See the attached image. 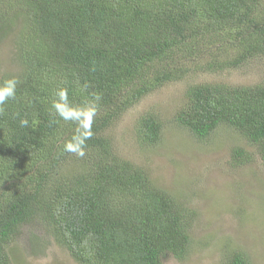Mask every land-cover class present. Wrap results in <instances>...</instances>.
<instances>
[{
  "label": "trees",
  "instance_id": "16d2710c",
  "mask_svg": "<svg viewBox=\"0 0 264 264\" xmlns=\"http://www.w3.org/2000/svg\"><path fill=\"white\" fill-rule=\"evenodd\" d=\"M20 22L0 82L19 80L0 112V264L37 225L81 264H165L191 245L196 211L117 155L108 128L147 93L190 71L222 72L264 60V0H0V30ZM66 88L74 106L97 103L93 136L79 156L63 151L76 125L51 103ZM175 121L205 140L226 125L256 146L264 163V78L252 84L186 86ZM26 118L28 127H20ZM163 124L145 112L137 141L159 142ZM242 147L233 161L244 162ZM227 264H250L241 250Z\"/></svg>",
  "mask_w": 264,
  "mask_h": 264
},
{
  "label": "rangeland",
  "instance_id": "374dc122",
  "mask_svg": "<svg viewBox=\"0 0 264 264\" xmlns=\"http://www.w3.org/2000/svg\"><path fill=\"white\" fill-rule=\"evenodd\" d=\"M20 22L0 30V63L13 54ZM264 78V60L222 72L190 71L183 80L166 82L144 95L108 128L114 152L144 168L154 182L196 211L191 245L182 260L166 255L165 264H227L226 254L241 250L250 264H264V163L256 146L226 125L205 140L196 139L175 121L184 105L186 86L202 82L252 84ZM163 124L159 142L137 141L135 122L145 112ZM246 150L244 162L233 149ZM85 156L66 163L70 170ZM13 264H81L37 225H27L9 246Z\"/></svg>",
  "mask_w": 264,
  "mask_h": 264
},
{
  "label": "clouds",
  "instance_id": "9594fccd",
  "mask_svg": "<svg viewBox=\"0 0 264 264\" xmlns=\"http://www.w3.org/2000/svg\"><path fill=\"white\" fill-rule=\"evenodd\" d=\"M18 84L19 80L15 76L0 82V112H3L7 101L15 99ZM54 96L51 107L54 109L55 114L62 120L76 125L75 134L65 142L63 151L83 157L86 141L93 136L92 121L97 113L96 102L100 100V96L96 95L94 101L86 102L82 106H74L70 103L66 88H58ZM19 125L20 127H28V119L21 118Z\"/></svg>",
  "mask_w": 264,
  "mask_h": 264
}]
</instances>
